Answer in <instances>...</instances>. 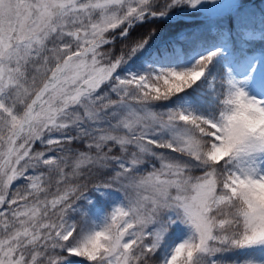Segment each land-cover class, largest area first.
Listing matches in <instances>:
<instances>
[{
	"label": "snow or ice",
	"instance_id": "snow-or-ice-1",
	"mask_svg": "<svg viewBox=\"0 0 264 264\" xmlns=\"http://www.w3.org/2000/svg\"><path fill=\"white\" fill-rule=\"evenodd\" d=\"M0 264H264V0H0Z\"/></svg>",
	"mask_w": 264,
	"mask_h": 264
},
{
	"label": "rangeland",
	"instance_id": "rangeland-1",
	"mask_svg": "<svg viewBox=\"0 0 264 264\" xmlns=\"http://www.w3.org/2000/svg\"><path fill=\"white\" fill-rule=\"evenodd\" d=\"M250 2H253V3H259V0H250Z\"/></svg>",
	"mask_w": 264,
	"mask_h": 264
},
{
	"label": "trees",
	"instance_id": "trees-1",
	"mask_svg": "<svg viewBox=\"0 0 264 264\" xmlns=\"http://www.w3.org/2000/svg\"><path fill=\"white\" fill-rule=\"evenodd\" d=\"M117 47H119V45H117Z\"/></svg>",
	"mask_w": 264,
	"mask_h": 264
}]
</instances>
